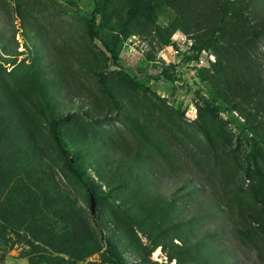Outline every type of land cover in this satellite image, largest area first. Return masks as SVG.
<instances>
[{
    "label": "rangeland",
    "instance_id": "374dc122",
    "mask_svg": "<svg viewBox=\"0 0 264 264\" xmlns=\"http://www.w3.org/2000/svg\"><path fill=\"white\" fill-rule=\"evenodd\" d=\"M147 1L108 0L89 36L94 0H0V97L29 139L0 121V264H109L106 240L125 264H259L264 235L249 217L264 204V146L251 129L264 131V93L238 90L232 48L204 70L181 56L226 35L217 20L230 2L157 0L151 18L129 16ZM256 55L264 76V37ZM52 114L67 118L58 133L94 215L50 136Z\"/></svg>",
    "mask_w": 264,
    "mask_h": 264
},
{
    "label": "trees",
    "instance_id": "16d2710c",
    "mask_svg": "<svg viewBox=\"0 0 264 264\" xmlns=\"http://www.w3.org/2000/svg\"><path fill=\"white\" fill-rule=\"evenodd\" d=\"M254 0H229L230 3L225 5L222 9H220V13L218 15L219 23L222 24V27H218V31L222 32V34H226L222 39L218 38V40L214 37L205 38L200 43L196 44V47L193 43L189 44L188 50H190V53H185L182 56L183 62L185 64H193L195 61L198 60L200 52L202 50L208 51L212 53L215 56V63L211 64L209 68H196L195 69H210L211 67L215 66L218 63L221 62V54L220 52H223L224 56L222 58L226 57V52L228 51V48H232V50H236V56L240 58V63L236 66V68L239 66V70L245 71V74H236V78L239 79L237 81L238 83L241 80L240 87L238 90L243 91V95H245L246 98H252L256 95H262L264 93V76H262V71L260 70V67L256 64L255 58L256 54L259 51V44L261 39L264 37V11L260 12L258 9L259 7L262 8L261 5H253ZM108 0H94V10L91 15V17L87 20V30L89 36H93V31L96 27V21L97 17L101 12L105 9V6L107 4ZM158 6L157 0H148L146 3V6L144 8V11L140 12L139 10L132 9L129 11V16H136V15H144L147 18H151L152 15L155 14V10ZM218 14V12H217ZM234 35H232V34ZM226 37V38H225ZM227 39V40H225ZM221 40H224L222 42ZM218 42H222L226 44V48L224 49L221 47L220 49H217L215 52H213L210 48H208L209 45H217L220 44ZM225 46V45H224ZM176 47V46H175ZM218 55V56H217ZM239 72V71H238ZM43 72L40 73V77H42ZM167 76L166 74H164ZM36 78L38 79V75L36 74ZM176 78V77H175ZM181 73L179 75V78L172 80V88L174 89V92L176 94L177 90L183 89L184 84L181 81ZM177 80H180L182 82L181 86H175V82ZM39 83H43L45 81L39 80ZM100 86L103 90H105V93L108 95V97H111V93L106 91L104 84H103V78L100 77L99 79ZM238 88V87H237ZM9 98L6 97V99L1 100L0 97V121L4 124V128L2 129V133L8 135V131L15 128L18 130V133L15 135L21 140L29 141V139L26 136V132L22 131L20 128V125H17L14 122V119L12 116H10L9 108L12 106L10 101H7ZM202 104L205 106H208L207 108H212L215 101L212 103H209L203 96L199 97ZM251 102V101H248ZM261 104L260 101H257ZM237 104V103H236ZM224 108H232L235 109V106L233 105H223ZM237 110V106H236ZM67 118L66 116H57L55 114H52L51 121L49 122V132L50 136L55 143L58 151L67 159L69 170L71 173L75 176V178L80 182V184L84 187V189L89 193V195H93L94 193L91 189V185L88 181H86L82 175V173L73 168L70 165L71 160L74 158L73 155H71L63 146V143L61 141V138L58 133V128L61 122L65 121ZM247 126V124H246ZM250 128L251 126H247ZM264 128V127H263ZM23 129V128H22ZM252 130V138L253 143L255 144H261L264 146V131L262 129H257L256 131ZM141 132V129L138 130ZM144 137H146L145 134L142 133ZM141 135V136H142ZM9 137V136H8ZM150 140V139H148ZM30 145V144H29ZM255 148V145H253ZM123 159V157H121ZM120 160V158H119ZM127 166L129 167H135L142 171L143 169L140 168V166H136L134 164V161L130 162ZM154 166L145 167L147 170L152 169ZM177 177L182 179L184 185L191 184V181L188 177H184L181 175H177ZM201 189L198 185H194V187H191V190L188 192L193 193L194 195L200 194ZM95 199V197H94ZM210 208L214 211H217L221 216H223L226 220L229 221V223L232 225V227L238 231L241 227L240 224H236L235 219L232 215H230L226 210L225 206L219 205L213 200H209ZM195 211H198L197 208H195ZM192 219L196 220V215H192ZM251 224L255 225V231L259 232L264 235V204L261 208L260 212L253 213L249 217ZM144 224V223H143ZM210 236V234L208 235ZM210 238V237H208ZM106 246L110 254V258L107 259V262L109 264H125L124 258L119 255L115 248L113 247L111 241L106 240ZM185 245L188 250L196 251V247H194L191 242H185ZM222 247V248H221ZM220 251L223 253L228 252V249L225 247V245H222L219 247ZM257 257L259 258V264H264V252L257 253ZM37 264H44L43 261H39Z\"/></svg>",
    "mask_w": 264,
    "mask_h": 264
},
{
    "label": "built area",
    "instance_id": "2783aa9c",
    "mask_svg": "<svg viewBox=\"0 0 264 264\" xmlns=\"http://www.w3.org/2000/svg\"><path fill=\"white\" fill-rule=\"evenodd\" d=\"M213 63H215V56L208 51L202 50L198 60L191 64V66L196 68H209ZM175 85L178 87L181 86L178 81L175 82Z\"/></svg>",
    "mask_w": 264,
    "mask_h": 264
},
{
    "label": "water",
    "instance_id": "95a60500",
    "mask_svg": "<svg viewBox=\"0 0 264 264\" xmlns=\"http://www.w3.org/2000/svg\"><path fill=\"white\" fill-rule=\"evenodd\" d=\"M90 197V212H91V215H94L95 214V199H94V196L93 195H89Z\"/></svg>",
    "mask_w": 264,
    "mask_h": 264
}]
</instances>
